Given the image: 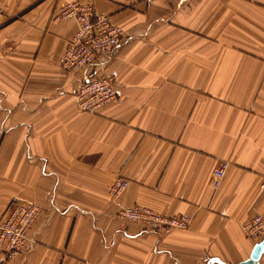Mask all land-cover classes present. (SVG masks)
I'll return each instance as SVG.
<instances>
[{"label": "crops", "instance_id": "1", "mask_svg": "<svg viewBox=\"0 0 264 264\" xmlns=\"http://www.w3.org/2000/svg\"><path fill=\"white\" fill-rule=\"evenodd\" d=\"M78 1L125 35L76 75L59 64ZM0 219L38 204L34 242L0 264H239L264 217V0H0ZM116 77L117 101L82 112L80 84ZM229 162L222 185L212 173ZM129 185L118 202L109 187ZM191 216L186 229L124 221L119 205ZM264 264V253L259 262Z\"/></svg>", "mask_w": 264, "mask_h": 264}, {"label": "built area", "instance_id": "2", "mask_svg": "<svg viewBox=\"0 0 264 264\" xmlns=\"http://www.w3.org/2000/svg\"><path fill=\"white\" fill-rule=\"evenodd\" d=\"M4 12L0 5V18ZM69 19L76 20L78 27L59 59L60 67L69 74L81 73L103 54L112 52L125 35L124 29L110 14L97 11L92 4L78 1L65 3L54 15V20ZM115 82L116 77L107 73H100L83 81L76 93L79 109L82 112L98 113L104 106L117 101ZM228 167L229 162L223 160L213 170L212 185L215 189L222 185ZM128 185L129 181L125 177L120 175L115 178L109 187L110 198L118 202ZM261 187L264 189V174ZM41 211L38 204L30 201L9 202L0 219V254L6 260L28 253L34 242L32 227ZM118 216L124 221L140 222L151 230L186 229L191 223V216L186 213L165 215L141 204L119 205ZM243 230L248 237L261 241L264 238V217L258 213L253 215L244 221Z\"/></svg>", "mask_w": 264, "mask_h": 264}, {"label": "water", "instance_id": "3", "mask_svg": "<svg viewBox=\"0 0 264 264\" xmlns=\"http://www.w3.org/2000/svg\"><path fill=\"white\" fill-rule=\"evenodd\" d=\"M263 253H264V238L255 244L250 258L239 264H256L257 262L260 261Z\"/></svg>", "mask_w": 264, "mask_h": 264}]
</instances>
